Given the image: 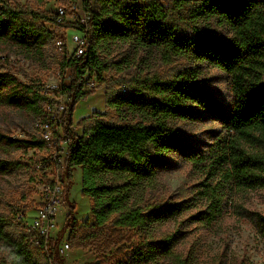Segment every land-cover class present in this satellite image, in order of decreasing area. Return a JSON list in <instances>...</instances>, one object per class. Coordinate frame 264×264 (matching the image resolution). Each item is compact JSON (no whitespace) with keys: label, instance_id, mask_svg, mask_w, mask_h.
Wrapping results in <instances>:
<instances>
[{"label":"trees","instance_id":"obj_1","mask_svg":"<svg viewBox=\"0 0 264 264\" xmlns=\"http://www.w3.org/2000/svg\"><path fill=\"white\" fill-rule=\"evenodd\" d=\"M96 1L101 4L98 13L92 9ZM84 6L87 28L78 26V32H87L91 44L85 56L69 60L63 48L62 66L70 70V84L60 91L69 100L68 125L64 127L65 141L70 143L66 175L70 178L73 167L81 168L82 194L92 200L95 226L92 234L84 235L81 226L71 224L70 214L66 220L71 226L69 248H89L90 239H98L109 228L111 236L122 243L127 235L139 236L137 244L122 246L119 251L130 250L131 263L195 264L194 256H185L179 249L187 234L185 227L210 230L231 217L249 220L264 241V215L242 204L249 192L264 189V0H174L171 8L160 0H84ZM24 11L18 3L0 0V40L37 51L44 38L25 23ZM176 19L189 21L191 32L181 31ZM37 20L48 23L52 19L43 13ZM212 26L230 31L233 39L221 40L210 33ZM115 43L131 44L144 52L159 50L168 61L184 57L195 65L207 63L226 72L234 107L227 111L201 85L196 70L179 73L170 81L136 79L124 94L108 87L105 101L120 117L135 114L143 118L141 122L107 124L94 113L78 123L83 129L78 136L71 127L72 115L94 93L84 92L87 83L94 76L102 82L101 50ZM145 93L150 96L145 98ZM43 94L39 85L26 87L15 76L0 73V106L44 121L47 115L41 103L49 99ZM201 113L221 127L204 151L184 143L170 127L175 120L198 122ZM0 144L25 151L45 149L39 138L17 139L1 133ZM170 154L182 156L199 177L191 198L180 204L152 197L159 189V173L168 168L166 156ZM13 167L12 162L0 160V175H7ZM168 225L172 231L163 233ZM56 241L52 240L47 255L31 247L23 236L18 238L11 224L0 218V246L6 251L0 264H50Z\"/></svg>","mask_w":264,"mask_h":264},{"label":"rangeland","instance_id":"obj_2","mask_svg":"<svg viewBox=\"0 0 264 264\" xmlns=\"http://www.w3.org/2000/svg\"><path fill=\"white\" fill-rule=\"evenodd\" d=\"M7 1L12 5L18 3L25 10L23 20L39 30L44 43L41 49L28 51L16 43L0 40V73L15 76L26 87L39 85L43 91L58 98V89L70 84V70L62 66L65 54L64 50L59 49L58 42L64 44L67 57L74 54L75 47L71 42V35L78 31L80 22L87 16L84 0ZM160 1L166 8H171L174 0ZM59 8L66 12L65 19L60 24L55 21ZM92 9L96 13L100 12V2L96 1ZM43 13L50 14L52 20L48 23L37 20ZM174 22L181 31L191 32L189 21L184 23L183 20L176 19ZM204 29L207 30V27ZM43 30L50 34V38H45ZM211 31L213 32L210 33L225 42L233 39L230 31L218 26H212ZM90 44L89 40L88 46ZM101 58L105 66L101 77L107 84H102L103 80L101 82L94 76L92 80L95 81V88L85 87L84 92L94 93L85 99L87 101L82 100L72 115L71 127L78 136L83 134V129L78 127V123L95 112H98L100 119L107 124L141 122L143 118L135 114L128 113L120 117L117 111L106 107L105 101V91L108 87L114 88L116 94H124L121 87L126 86L127 91H130L131 82L136 79L170 81L179 73L196 70L201 85L205 86L227 111L234 107L228 74L210 64L195 65L184 57H173L168 61L159 50L138 51L133 45L124 43L110 44L102 48ZM148 96L150 95L145 93L144 97ZM63 104L68 108L63 119V127L66 128L69 119V100L66 95ZM44 106L45 104L41 103V107ZM201 114L202 119L198 122L175 120L170 123V127L175 136L184 143L195 150L204 151L221 131V127L218 121L209 115ZM38 119L25 111L0 106V133L17 139H40V132L35 130ZM145 122L149 123L147 120ZM53 152L46 149L25 151L0 144V160L14 164L10 173L0 175V218L11 224L18 238L23 236L26 240V227L41 207V186L60 182L63 187V202L56 211L51 239L57 240L58 247H63L68 242L71 231V226L66 224L70 214L71 224L81 226L84 235L94 232L95 221L91 216L92 200L82 194L81 168L73 167L68 179L66 169L57 168L52 163ZM166 160L168 168L159 173V189L152 197L158 201L180 204L191 198L199 177L191 164L179 154L167 155ZM42 166L45 167L44 170ZM242 204L249 211L264 215V189L249 192ZM22 214L23 220L20 218ZM172 229L173 227L168 225L163 229V233H170ZM185 231L187 234L179 249L185 256H194L195 264H264V241L247 219L241 221L231 217L222 225L210 230L189 225L185 227ZM126 237L127 241L122 243L120 238L111 236L108 228L98 239H90L89 248H71L67 251L68 256L73 264H134L131 263L133 261L130 250L119 251L122 246L137 244L139 236L132 233ZM1 257H6V251L0 246Z\"/></svg>","mask_w":264,"mask_h":264},{"label":"built area","instance_id":"obj_3","mask_svg":"<svg viewBox=\"0 0 264 264\" xmlns=\"http://www.w3.org/2000/svg\"><path fill=\"white\" fill-rule=\"evenodd\" d=\"M66 12L64 9L59 8L55 15V21L60 24L65 19ZM88 16L83 18L80 22L81 26L87 28ZM71 42L75 47L74 54L68 57V60L75 57L85 56L87 46L89 43L87 32L75 31L71 35ZM60 50H63L64 44L58 42ZM87 89L95 88V81L91 80L86 85ZM58 89V98L51 96L49 92H44L43 95L47 96L49 101L45 104L44 110L46 113V119L39 120L35 124V130L40 132V140L44 142L45 149L54 151L52 153V163L54 166L60 169H65V160L67 156L69 142L65 141L63 127V119L68 111L67 105L63 104L65 95ZM121 91L127 92V87L122 86ZM81 136V135H80ZM44 170V166L41 167ZM42 202L41 207L37 211L36 217L26 227L27 243L34 248L41 249L45 254L49 255L52 251V239L51 230L55 227L54 220L56 218V211L58 206L63 202L62 190L63 187L60 182H53L50 184H44L41 186ZM23 220V214L20 217ZM68 243L63 247L56 248V254L51 259L50 264H65L63 263L65 258V252L69 251Z\"/></svg>","mask_w":264,"mask_h":264},{"label":"crops","instance_id":"obj_4","mask_svg":"<svg viewBox=\"0 0 264 264\" xmlns=\"http://www.w3.org/2000/svg\"><path fill=\"white\" fill-rule=\"evenodd\" d=\"M83 101H87V100H83ZM81 102H82V101H81ZM81 102H80V103H81ZM80 103L78 104V106H80ZM95 113H98V112H95ZM79 136H80V135H79ZM34 217H36V214H35ZM63 263H65V264H73V263L71 262L69 256H68V252L65 253V260L63 261Z\"/></svg>","mask_w":264,"mask_h":264},{"label":"snow or ice","instance_id":"obj_5","mask_svg":"<svg viewBox=\"0 0 264 264\" xmlns=\"http://www.w3.org/2000/svg\"><path fill=\"white\" fill-rule=\"evenodd\" d=\"M262 231H264V229H261Z\"/></svg>","mask_w":264,"mask_h":264}]
</instances>
